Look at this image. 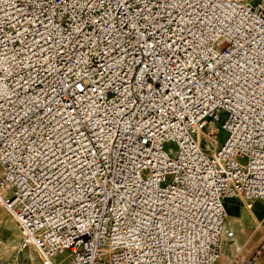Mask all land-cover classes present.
<instances>
[{"label":"built area","instance_id":"obj_1","mask_svg":"<svg viewBox=\"0 0 264 264\" xmlns=\"http://www.w3.org/2000/svg\"><path fill=\"white\" fill-rule=\"evenodd\" d=\"M230 198L264 201V0H0V205L21 251L220 264Z\"/></svg>","mask_w":264,"mask_h":264},{"label":"rangeland","instance_id":"obj_2","mask_svg":"<svg viewBox=\"0 0 264 264\" xmlns=\"http://www.w3.org/2000/svg\"><path fill=\"white\" fill-rule=\"evenodd\" d=\"M224 120L225 116L222 117L221 122L218 124V146L220 147L225 143L228 137V133L222 129ZM177 149V145L174 143L165 145V150H171L172 156H175ZM241 204L244 205L246 209L249 208V210L258 209L257 218L261 224L255 223L250 216H246L243 225L239 226L238 223H231L227 217L228 226L236 232L235 243L237 240L242 242L243 230H248L249 244L246 245H249V248L246 249L245 247L237 246L238 248H236L234 252L227 254L223 264H264V201L254 200L246 202L243 200ZM248 204L253 206L249 207ZM20 238L21 234L15 222L0 205V264H40L34 251L20 250ZM67 255L68 253L57 257L55 259L56 262L59 264H69Z\"/></svg>","mask_w":264,"mask_h":264},{"label":"crops","instance_id":"obj_3","mask_svg":"<svg viewBox=\"0 0 264 264\" xmlns=\"http://www.w3.org/2000/svg\"><path fill=\"white\" fill-rule=\"evenodd\" d=\"M241 203H243L242 199H231V200H227L225 202V208L227 210V217L229 218L230 222L231 223H238L239 226H242L244 223V218L246 216H250L252 221H254L255 223L261 224V222L257 218V213L259 210L256 208L253 210H249V208L246 209L245 206L242 205ZM227 226H228V224H227ZM229 228H231V227H229ZM235 234H236V232H235ZM246 244H249L248 243V230H243L242 242L237 240V242L234 245H231L232 248H231L230 253L234 252L236 250V248H238V247H245L246 249H248L249 245L247 246ZM243 251H244V249H243ZM224 258L221 259L220 264H223Z\"/></svg>","mask_w":264,"mask_h":264},{"label":"bare ground","instance_id":"obj_4","mask_svg":"<svg viewBox=\"0 0 264 264\" xmlns=\"http://www.w3.org/2000/svg\"><path fill=\"white\" fill-rule=\"evenodd\" d=\"M217 146H218V142H217ZM231 199H242V198H230V199H227V200H231ZM227 200H226V201H227ZM242 200H244V199H242ZM226 201H225V202H226ZM224 206H225V204H224ZM248 206H249V207H252L253 205L248 204ZM225 210H226V208H225ZM226 214H227V210H226ZM3 217H4V216H3Z\"/></svg>","mask_w":264,"mask_h":264}]
</instances>
